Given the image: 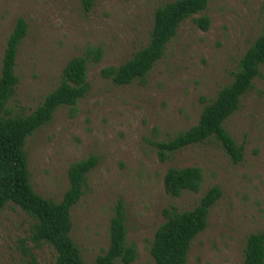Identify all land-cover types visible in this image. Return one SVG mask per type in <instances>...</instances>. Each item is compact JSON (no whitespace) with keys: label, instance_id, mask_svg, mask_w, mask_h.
Returning a JSON list of instances; mask_svg holds the SVG:
<instances>
[{"label":"rangeland","instance_id":"obj_1","mask_svg":"<svg viewBox=\"0 0 264 264\" xmlns=\"http://www.w3.org/2000/svg\"><path fill=\"white\" fill-rule=\"evenodd\" d=\"M172 1L94 0L86 12L82 0H0V76L9 36L20 18L28 24L15 67L19 83L9 102L16 113H32L59 86L74 57L89 48L104 52L101 61L88 64L89 92L75 107L60 106L26 145L34 189L56 201L70 187V165L99 158L72 208L71 235L87 264L108 249L120 201L128 242L138 249L132 264H156L150 249L166 220L164 209L191 210L214 186L222 197L211 208L208 227L193 240L187 264H244L248 237L264 233V64L224 123L243 146L239 163L214 137L165 162L154 144L197 124L204 107L234 80L241 58L263 32L264 0H209L205 11L182 22L144 79L116 85L101 74L149 44L155 10ZM205 14L211 19L207 31L195 21ZM172 166L200 167L201 191L168 194L164 179ZM33 223L14 203L0 210V264H54V248L30 239Z\"/></svg>","mask_w":264,"mask_h":264},{"label":"trees","instance_id":"obj_2","mask_svg":"<svg viewBox=\"0 0 264 264\" xmlns=\"http://www.w3.org/2000/svg\"><path fill=\"white\" fill-rule=\"evenodd\" d=\"M82 2L86 12L94 6V0ZM208 4L209 0H175L158 7L154 13L149 44L125 63L104 67L102 76L116 85H128L137 79H144L164 56L168 43L176 36L182 22L205 11ZM195 21L204 31L211 24L207 14L195 18ZM27 33L28 24L20 18L8 38L0 76V210L14 203L29 214L34 219L30 239L36 245L49 244L54 248V264H87L71 235L72 208L83 196L87 175L99 158L91 156L72 163L68 170L70 187L63 199L56 201L34 189L26 145L30 136L51 122L60 106L75 107L79 99L89 92L88 64L90 61H101L104 52L100 47L89 48L84 55L74 57L64 67L59 86L32 113H16L9 102L19 83L15 67L20 45ZM263 64L264 29L241 58L234 80L204 107L197 124L168 141L154 142L160 160L168 161L177 151L214 137L221 142L234 163H239L243 159V146L237 145L224 123L239 109L242 97L253 87ZM202 182L203 170L198 166H172L164 179L166 192L175 197L181 196L184 191L200 192ZM222 194L221 187L214 186L191 210L181 211L176 206L164 209L166 220L157 229L150 249L156 264H187L191 244L208 227L211 208ZM126 220L125 206L120 201L111 220L109 247L97 256L94 264H116L118 261L132 264L137 259V245L128 242ZM244 264H264V233H252L248 237Z\"/></svg>","mask_w":264,"mask_h":264}]
</instances>
